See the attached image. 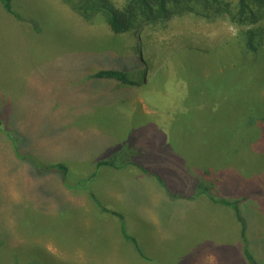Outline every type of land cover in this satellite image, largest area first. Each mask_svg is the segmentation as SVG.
<instances>
[{
	"label": "rangeland",
	"instance_id": "rangeland-1",
	"mask_svg": "<svg viewBox=\"0 0 264 264\" xmlns=\"http://www.w3.org/2000/svg\"><path fill=\"white\" fill-rule=\"evenodd\" d=\"M79 2L11 0L17 17L0 4V264H241L223 226L199 227L196 213L177 252L145 259L133 208L153 203L150 191L141 179L95 173L100 161L120 169L155 149L168 196L200 195L208 176L212 195L242 203L247 248L264 264V122L246 126L243 113L264 104V50L241 47L248 26L174 13L118 35L101 8ZM104 70L127 82L95 77ZM3 130L20 137V156ZM55 165L65 173L40 174ZM106 205L122 212L117 226Z\"/></svg>",
	"mask_w": 264,
	"mask_h": 264
},
{
	"label": "trees",
	"instance_id": "trees-1",
	"mask_svg": "<svg viewBox=\"0 0 264 264\" xmlns=\"http://www.w3.org/2000/svg\"><path fill=\"white\" fill-rule=\"evenodd\" d=\"M0 4L8 13L17 17L12 10L11 0H0ZM78 5L80 10L83 11L84 9L89 12H94L98 8H101L106 15L107 24L110 29L118 35L130 32L142 26L144 23L166 20L174 13H201L204 17L208 18L226 16L229 22L235 25L248 26L240 33L241 47L245 49L247 53L256 56L264 50L262 48L264 46V26L262 24L256 25L264 20V0H235L234 6L232 0H80ZM133 42L135 44L134 47L137 48L139 39H133ZM134 69L138 70L141 74H144L146 70L143 64H140L138 67L136 66ZM95 77L98 79L117 80L122 83L127 82L125 74L115 70L100 71L95 74ZM190 84L191 86H189V84L186 86L191 89L193 81H191ZM248 100L251 102V99ZM243 113H245L247 117L246 126H252L254 122L256 123L259 119L264 122V104H250L245 108ZM6 135L11 141L15 152L19 155L17 148L21 147V145L18 146V143L21 142L20 137H10L7 133ZM134 156L131 158L132 162H130V164L138 166L136 163L137 155L135 158ZM100 166L112 167L113 164L108 161H100L97 163V167ZM38 168L42 175L52 172L64 174L66 171V168L61 165L39 166ZM205 178L209 179V181L211 180L208 176L204 177V179ZM212 183L213 182H211V184ZM200 190V194L206 195L211 202L229 206L234 210L236 218L241 225L240 233L244 244L245 257L248 260V264H256L247 248V241L245 239L246 226L239 210L240 203L238 201L231 202L227 199L212 195L209 187L206 185L204 186V184H201ZM118 217H120V219L122 218L121 216ZM123 236L137 247L136 240L127 235L124 229Z\"/></svg>",
	"mask_w": 264,
	"mask_h": 264
},
{
	"label": "crops",
	"instance_id": "crops-1",
	"mask_svg": "<svg viewBox=\"0 0 264 264\" xmlns=\"http://www.w3.org/2000/svg\"><path fill=\"white\" fill-rule=\"evenodd\" d=\"M165 158L166 157L162 154V151H160L159 149H155L154 154L143 161H141L140 156L137 157L136 163L138 164V166L134 164H128L127 166L121 167L120 169H115L113 167L111 168L110 166L97 167L96 163L97 171L95 175L103 172H112L115 175L119 176L121 180L125 179L130 181L132 178L141 179V181L144 183L145 188L150 191L153 203L144 204L143 208H133V212L135 213L133 218L143 220V223L145 225V238L143 243V252L145 254V259L147 260V257L149 259L155 257V254L177 252L179 244H183L189 241L187 229L185 228V219L187 218L186 215L187 213H196L202 217H200L199 219V227L212 230L215 228V226H223V231L226 233L227 239L232 243L231 248L233 249V251H235L236 256L241 261V264H245L244 260L241 257V254H243L244 258L246 259L244 254V244L241 239L240 225L237 221L233 209L229 206L211 202L204 194H200L197 196L193 195V198H177L172 197V194L168 196L166 191L163 190L157 180L158 178H161L157 174L158 167H156V170H154V167L157 165L159 166V163L163 162V159ZM202 180L203 181L199 183V186H201V184H204L208 187L209 183H211V181H207L204 178ZM210 185L215 186V183L213 182ZM108 186H106L107 189H109ZM107 194H111V197ZM95 195H97V193H95ZM106 197L107 199L112 200L115 197V193L111 190H108L106 192ZM225 198H227V196ZM241 204L242 203L240 202L239 210L241 208ZM103 207L108 211L115 213L110 214L115 218H112L110 221L117 226V221L123 219L122 212L110 205H106ZM95 211V218L98 220L99 217L102 220V225L107 226L106 223L109 219L105 217L108 216H105V214L101 213L100 211ZM118 216H121L122 218L120 219V217ZM165 243H168L169 245ZM108 249L107 251L112 250V248H110L109 250ZM102 251L103 250H97L96 252L101 253ZM207 256L202 257L203 261L205 259V261L209 260L211 262L216 258L215 256L211 259Z\"/></svg>",
	"mask_w": 264,
	"mask_h": 264
}]
</instances>
